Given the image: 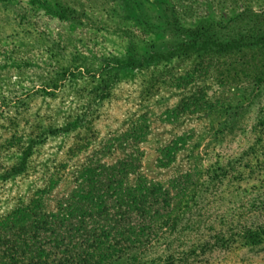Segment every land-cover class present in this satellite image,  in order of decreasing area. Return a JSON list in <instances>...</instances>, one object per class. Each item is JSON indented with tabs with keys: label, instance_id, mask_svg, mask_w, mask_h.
Returning a JSON list of instances; mask_svg holds the SVG:
<instances>
[{
	"label": "rangeland",
	"instance_id": "rangeland-1",
	"mask_svg": "<svg viewBox=\"0 0 264 264\" xmlns=\"http://www.w3.org/2000/svg\"><path fill=\"white\" fill-rule=\"evenodd\" d=\"M244 11L264 14V0H0V176L31 148L23 173L0 178V218L54 211L89 158L99 169L131 156L132 188L144 178L166 204L140 249L147 264H264V240H244L264 227V46L102 64L174 39L172 14L187 29L213 22L226 41Z\"/></svg>",
	"mask_w": 264,
	"mask_h": 264
},
{
	"label": "trees",
	"instance_id": "trees-1",
	"mask_svg": "<svg viewBox=\"0 0 264 264\" xmlns=\"http://www.w3.org/2000/svg\"><path fill=\"white\" fill-rule=\"evenodd\" d=\"M40 5L60 19H75L72 11L60 5ZM167 24L177 39L157 45L151 53L133 52L124 61L105 59L103 66L138 69L186 52L228 54L264 46L263 13L244 11L226 21L222 26L229 36L226 41L217 38L213 22L187 29L172 14ZM263 82L264 78L258 79V83ZM30 156L29 147L21 161L0 178L8 180L23 173ZM93 160L89 158L87 167L76 171L74 189L59 198L54 211L47 212L36 204L0 218V264H147L140 249L150 243L155 229L160 230L168 221L155 225L163 216L156 207L166 205L164 195L155 186L143 185L144 178H138L132 188L129 182L136 172L132 165L136 159L131 156L99 169L93 168ZM136 217L141 222H134ZM244 238L249 245L261 243L264 227L247 230Z\"/></svg>",
	"mask_w": 264,
	"mask_h": 264
}]
</instances>
